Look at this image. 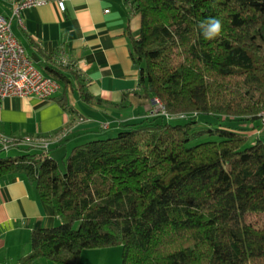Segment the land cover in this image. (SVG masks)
Wrapping results in <instances>:
<instances>
[{
	"label": "trees",
	"instance_id": "obj_1",
	"mask_svg": "<svg viewBox=\"0 0 264 264\" xmlns=\"http://www.w3.org/2000/svg\"><path fill=\"white\" fill-rule=\"evenodd\" d=\"M130 1L142 16L140 35L129 29L139 94L166 114L74 146L64 168L51 149L0 156V179L24 175L60 219L32 231L20 264H80L84 249L117 245L122 264H264V138L247 132L263 125L264 0ZM209 17L222 22L211 41ZM57 54L45 75L71 111L70 87L94 96ZM177 114L189 120L171 123Z\"/></svg>",
	"mask_w": 264,
	"mask_h": 264
},
{
	"label": "crops",
	"instance_id": "obj_2",
	"mask_svg": "<svg viewBox=\"0 0 264 264\" xmlns=\"http://www.w3.org/2000/svg\"><path fill=\"white\" fill-rule=\"evenodd\" d=\"M21 1L0 0V12L11 15ZM46 1L23 9V23L12 22L14 35L44 74L45 54L58 53L57 59L73 61L94 99L86 102L70 87L72 110L67 111L54 98L61 90L49 99L9 96L2 103L1 131L15 136L50 135L69 125L67 138L51 147V154L65 149L68 155L69 148L88 139L111 131L117 135L127 124L156 114L154 98L139 94L140 73L131 56L129 29L140 35V11L127 0H65L64 10L59 0ZM252 124L247 126L251 140L264 138V125L252 129ZM59 223L34 182L22 174L0 179V264H20V257L32 251V231ZM111 248L84 249L80 264L87 255L107 258L83 264H110Z\"/></svg>",
	"mask_w": 264,
	"mask_h": 264
},
{
	"label": "built area",
	"instance_id": "obj_3",
	"mask_svg": "<svg viewBox=\"0 0 264 264\" xmlns=\"http://www.w3.org/2000/svg\"><path fill=\"white\" fill-rule=\"evenodd\" d=\"M45 3L46 0H24L14 7L11 15L0 12V118L2 103L9 96L49 99L60 90V85L55 79L45 75L35 66L12 30L13 20L17 19L23 23V9ZM58 3L62 10L66 8L65 0H59ZM127 3L133 6L130 0H127ZM154 101L156 112L166 114L160 99L154 98ZM262 123L264 125V111ZM69 133V125L50 135L36 136H15L0 129V151L16 147L50 150L53 144L63 141Z\"/></svg>",
	"mask_w": 264,
	"mask_h": 264
},
{
	"label": "rangeland",
	"instance_id": "obj_4",
	"mask_svg": "<svg viewBox=\"0 0 264 264\" xmlns=\"http://www.w3.org/2000/svg\"><path fill=\"white\" fill-rule=\"evenodd\" d=\"M37 67L39 69H41V65L40 64H37ZM201 118H202V116L200 117V119ZM168 120L171 123H173V124L185 123V122H187L189 120V115H183V114L182 115H180V114L172 115V116L168 117ZM115 134H116L115 132L111 131V132L105 133L103 136L91 138V140L92 139L95 140L96 138L106 139V138H109V137L116 136ZM206 139H208V137H205L203 139H198L196 142H200V141H203V140H206ZM81 142H83V141H81ZM71 149L72 148H69L68 150L70 151ZM24 152L25 151L23 149L12 148L10 150H6V151L1 152L0 156L1 157H8V156H13L14 157V156L21 155ZM52 153H53L54 156H56V159L59 161V163L61 164L62 168H64L63 159L66 156H68V155H65L66 154L65 153V149H64V151L61 150V151H58V152H55L54 150H52ZM79 225H80V223L76 222L75 223V228H79ZM111 249H113V250L108 256L109 259H110V264H122L123 246L122 245L112 246ZM105 258H107V256L104 257L103 255H87V256H85V259L82 260V264L84 263V260H85V262H102V261L105 260ZM38 264H53V262L49 261V260H46V259H43V260H40L38 262Z\"/></svg>",
	"mask_w": 264,
	"mask_h": 264
},
{
	"label": "clouds",
	"instance_id": "obj_5",
	"mask_svg": "<svg viewBox=\"0 0 264 264\" xmlns=\"http://www.w3.org/2000/svg\"><path fill=\"white\" fill-rule=\"evenodd\" d=\"M200 28L206 40H215L221 34L222 22L219 18L209 17L201 23Z\"/></svg>",
	"mask_w": 264,
	"mask_h": 264
}]
</instances>
